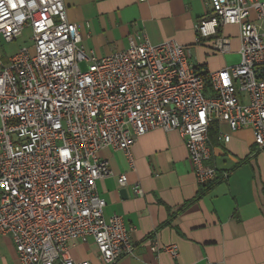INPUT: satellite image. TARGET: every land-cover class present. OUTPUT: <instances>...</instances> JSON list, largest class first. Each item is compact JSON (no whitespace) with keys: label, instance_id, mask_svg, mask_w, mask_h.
I'll return each mask as SVG.
<instances>
[{"label":"built area","instance_id":"obj_1","mask_svg":"<svg viewBox=\"0 0 264 264\" xmlns=\"http://www.w3.org/2000/svg\"><path fill=\"white\" fill-rule=\"evenodd\" d=\"M210 6L196 23V44L231 54L224 29L236 27L240 62L205 79L174 41L131 40L98 59L84 50L63 0H0L4 42L31 32L30 48L8 62L0 57V237H10L19 264H89L71 256L73 244L89 240L102 264L134 255L124 219L104 217L97 182L115 178L128 186L126 174L115 176L100 159L104 149L122 153L134 172L131 149L139 138L178 132L198 186L217 179L205 165L213 124L250 130L252 155L264 150V0ZM230 140L218 133V141ZM133 192L144 195L139 186ZM161 250L179 256L176 246Z\"/></svg>","mask_w":264,"mask_h":264},{"label":"crops","instance_id":"obj_2","mask_svg":"<svg viewBox=\"0 0 264 264\" xmlns=\"http://www.w3.org/2000/svg\"><path fill=\"white\" fill-rule=\"evenodd\" d=\"M63 2L84 50L98 59L126 50L131 40L147 38L152 45L178 43L201 73L230 68L225 55L214 53L209 43L196 44L195 26L211 12L210 0ZM224 34L238 40L236 27H226ZM0 53L4 62L13 56ZM216 125L231 140L225 144L212 136L205 165L217 170V179L206 186H198L178 132L157 130L139 138L131 149L134 172H128L122 153H99L115 176L128 178L126 188L115 178L96 184L106 203L104 217L119 215L131 230L134 255L117 264H264V150L252 155L250 130L231 133L227 125ZM134 186L143 197L135 196ZM154 245L160 251L152 252ZM169 246L178 249L176 260L161 250ZM71 256L76 262L102 264L93 240L73 244ZM0 264H19L8 236L0 237Z\"/></svg>","mask_w":264,"mask_h":264},{"label":"rangeland","instance_id":"obj_3","mask_svg":"<svg viewBox=\"0 0 264 264\" xmlns=\"http://www.w3.org/2000/svg\"><path fill=\"white\" fill-rule=\"evenodd\" d=\"M30 36L31 32L29 29L25 30L22 37L18 39L17 41L6 44L5 42H1L0 44V52L1 49L6 53L8 56L15 55L21 50L28 49L31 47V42H30ZM231 41L233 42L232 44V54L225 55L226 63L229 67H233L237 65L240 62V56L238 54V40L237 36L234 34H230ZM1 54V53H0ZM84 69V67H83Z\"/></svg>","mask_w":264,"mask_h":264},{"label":"trees","instance_id":"obj_4","mask_svg":"<svg viewBox=\"0 0 264 264\" xmlns=\"http://www.w3.org/2000/svg\"><path fill=\"white\" fill-rule=\"evenodd\" d=\"M197 73L200 75V76H202L203 78H207V76H208V73H206V72H202L201 73V71H200V68L198 67L197 68ZM217 125L215 124V125H212L211 126V128H210V130H209V141H211L212 140V136L214 135L215 137H216V139L218 138V129H217V127H216ZM253 149H252V153H253ZM258 153H260V152H258ZM257 153V154H258ZM257 154H255V155H257Z\"/></svg>","mask_w":264,"mask_h":264},{"label":"water","instance_id":"obj_5","mask_svg":"<svg viewBox=\"0 0 264 264\" xmlns=\"http://www.w3.org/2000/svg\"><path fill=\"white\" fill-rule=\"evenodd\" d=\"M120 194H121V196L126 197V191L125 190H121Z\"/></svg>","mask_w":264,"mask_h":264}]
</instances>
